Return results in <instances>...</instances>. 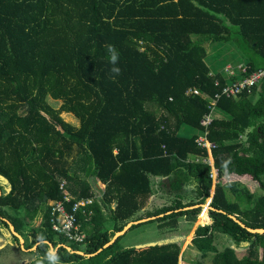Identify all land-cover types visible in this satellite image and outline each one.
Returning a JSON list of instances; mask_svg holds the SVG:
<instances>
[{
    "label": "trees",
    "instance_id": "obj_1",
    "mask_svg": "<svg viewBox=\"0 0 264 264\" xmlns=\"http://www.w3.org/2000/svg\"><path fill=\"white\" fill-rule=\"evenodd\" d=\"M107 44L120 54L115 77ZM219 44L235 47V67L207 62L208 46ZM260 69L264 0H0V179L7 183L0 187V225L10 241L21 245L3 219L28 239L26 249L37 246L34 258L51 244L61 264H179L176 242L136 250L120 241L144 224L176 231L181 219L193 226L200 215L203 224L211 219L191 239L201 259L264 264V233L229 216L264 228V81L237 99L222 96L211 125L201 123L223 87ZM229 70L237 77L226 80ZM190 88L208 98L188 94ZM64 112L80 126L66 122ZM202 135L215 145L219 178L209 216L206 208L185 210L211 197L212 166L202 162L209 153L196 142ZM244 176L261 194L234 179ZM164 180L175 197L136 218ZM67 195L69 213L73 204L93 201L75 214L92 230L81 244L51 229L49 204ZM161 214L86 256L127 223ZM219 235L233 248L220 251Z\"/></svg>",
    "mask_w": 264,
    "mask_h": 264
},
{
    "label": "rangeland",
    "instance_id": "obj_2",
    "mask_svg": "<svg viewBox=\"0 0 264 264\" xmlns=\"http://www.w3.org/2000/svg\"><path fill=\"white\" fill-rule=\"evenodd\" d=\"M231 49L236 50L235 47L231 44H226V45L219 44V45L208 46L207 62L210 64L212 60L216 68L222 65L225 67L227 64H229V68L235 67L236 66L235 61H229ZM210 56L212 57L210 58ZM242 66H243V63H242ZM232 71L234 73H237L235 70H232ZM230 78L231 76L229 75L226 76V80H229ZM47 101L51 105V107L55 109H58L60 107V101H53L51 99H47ZM61 117L66 122H68L69 124L75 127L80 126L79 121L76 120L72 114L64 112V113H61ZM186 134L194 135L196 134V132L189 129L186 131ZM202 162H204V159H202ZM213 179L214 181H213V186H212V191H211V197L208 199V201H206V203H209V200L212 198L214 194L213 193V191L215 190L214 187L216 184L219 183V178L216 177L215 174H213ZM234 179H236V181L241 183L243 186H244V183L251 185V188L247 189L248 191L261 194V191L258 189L259 188L258 184L256 182H253L250 177L244 176V177H239V178H234ZM161 183H162L161 185L158 184L154 187V190H153L154 194L148 199L147 203L142 208V210L137 213V215L135 216L136 218L143 217L147 212H151L155 210L156 208L168 205L170 199H173L175 197L174 196L175 193H173L172 188L168 186V183L165 180L162 181ZM6 186H7V183L4 180L0 179V187L4 191H5ZM100 187H102L103 190H105V186H100ZM189 193H191V191L187 192V194ZM188 196H191V195H187V199L184 200L185 203L189 201ZM204 209L205 208H203V210ZM208 216H209V212H208ZM203 220H204V217L199 215L194 225L189 226L188 222H186L185 219H181L178 230L176 231L167 230L166 232L161 231L157 225L144 224V225H141L127 232L121 239L120 245L125 248H135L136 250H139V249H145L147 247L154 246V245H163V244L176 242L179 245H181V251H182L180 259H179V264H195L197 263V261H198V264H211V258H208L206 260L201 259L200 254L191 247V239H193L195 235V230L197 229V227L201 225H208L211 223L210 217H209V221H207L206 224L202 223ZM3 221L8 223L7 220L3 219ZM40 221H41L40 219L37 220L36 224H39ZM84 232L86 233V235H88L89 233L92 232V230L90 227L86 226ZM22 239L24 240V242L26 241V243L28 244L29 241L26 237L25 238L22 237ZM19 240L21 243L20 246L15 243H12L10 241V233L7 230H4L2 226L0 225V264H30L31 263V261L34 259V253L30 250H32L33 248L26 249L25 247H23L22 241L20 238ZM216 245L218 246V249L220 251L224 250L226 247L233 248L234 246L232 240L229 239V237L224 236V235L218 236L216 240ZM259 253H260V250H259ZM245 254H246V251L237 250V255L240 258H242Z\"/></svg>",
    "mask_w": 264,
    "mask_h": 264
},
{
    "label": "built area",
    "instance_id": "obj_3",
    "mask_svg": "<svg viewBox=\"0 0 264 264\" xmlns=\"http://www.w3.org/2000/svg\"><path fill=\"white\" fill-rule=\"evenodd\" d=\"M240 71V75L245 73L243 66L240 68ZM227 73L229 76H231V78L234 76L237 77V75H235L232 70H229ZM262 81H264V69L252 72L247 77L243 75L242 81L238 80L233 85H227L226 87H223L221 93L215 95V97L211 99L209 103L210 113L204 116L201 121L202 125L206 128L211 125L217 111V103L222 96L237 99L244 92H249L251 88L259 85ZM219 85L220 83L216 82V86ZM187 93L201 96L205 99L208 98V95L201 93L196 88H190ZM196 142L199 147L206 148L208 150L209 156L208 158L204 159V162L212 166V174H215L216 177H218V171L214 165V159L212 155V149L215 148V145L208 140L206 135L200 136ZM63 186L64 185L62 184L60 187L63 188ZM72 200L73 198L67 195L63 198V201H55L49 204L51 229L57 234L64 236L68 241L81 244L87 237L86 233L84 232L86 225L76 221L75 214L76 212H79L80 209L92 205L93 201L88 200L75 203L72 205L71 212L69 213L65 209V204H69Z\"/></svg>",
    "mask_w": 264,
    "mask_h": 264
},
{
    "label": "water",
    "instance_id": "obj_4",
    "mask_svg": "<svg viewBox=\"0 0 264 264\" xmlns=\"http://www.w3.org/2000/svg\"><path fill=\"white\" fill-rule=\"evenodd\" d=\"M2 193L0 191V197H1ZM211 202V200L209 201V203ZM209 203H206V204H202V205H196L194 207H187L185 208V210H191V209H194V208H198V207H201V208H207V209H210L211 207L209 206ZM222 212V211H221ZM163 215H158V216H155V217H150V218H145V219H140V220H136V221H131L129 223H127V225L119 232L116 233V235L114 236V238L106 243L104 245V247L102 249H100L97 253L93 254V255H86V256H94V255H97L98 253L102 252L104 249L110 247L111 245H113L117 239L123 235L126 231H128V229L132 226V225H138V224H141V223H145L147 221H150V220H153V219H156L157 217H162ZM231 219H233L236 223H238L241 227L243 228H246L250 233H253V234H263L264 233V228H251V227H248L246 226L241 220H239L235 215H229ZM9 226H10V230L13 231V233L15 235H17L18 238L21 239L22 241V245L24 247V240L22 239L21 235H19L15 228L8 222ZM46 243H48L47 241H45ZM49 244V243H48ZM37 246L33 247V249H35ZM50 247L51 249L54 250V247L53 245L50 244ZM32 249V248H31ZM67 250L70 251V248L66 247ZM78 254H81V255H84L85 253L83 252H76Z\"/></svg>",
    "mask_w": 264,
    "mask_h": 264
},
{
    "label": "clouds",
    "instance_id": "obj_5",
    "mask_svg": "<svg viewBox=\"0 0 264 264\" xmlns=\"http://www.w3.org/2000/svg\"><path fill=\"white\" fill-rule=\"evenodd\" d=\"M105 47L107 49L109 63L112 65V67L110 68V72L113 74V77L118 76L121 72V69L117 66L118 62H119V58H120L119 51L112 44H107V45H105ZM216 185H215V187H216ZM214 192H215V190L213 191V193ZM213 196H214V194H213ZM213 196L210 199L211 201L213 199ZM210 203H209V205H210ZM202 210H203V208H202ZM33 264H61V261H60V257L58 256V254L56 253L55 250L48 249L43 255L35 257Z\"/></svg>",
    "mask_w": 264,
    "mask_h": 264
},
{
    "label": "crops",
    "instance_id": "obj_6",
    "mask_svg": "<svg viewBox=\"0 0 264 264\" xmlns=\"http://www.w3.org/2000/svg\"><path fill=\"white\" fill-rule=\"evenodd\" d=\"M240 64H242V63H240ZM247 177V176H246Z\"/></svg>",
    "mask_w": 264,
    "mask_h": 264
}]
</instances>
